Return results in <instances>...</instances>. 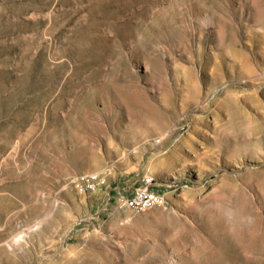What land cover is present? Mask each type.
Returning <instances> with one entry per match:
<instances>
[{
    "label": "rangeland",
    "instance_id": "374dc122",
    "mask_svg": "<svg viewBox=\"0 0 264 264\" xmlns=\"http://www.w3.org/2000/svg\"><path fill=\"white\" fill-rule=\"evenodd\" d=\"M0 264H264V0H0Z\"/></svg>",
    "mask_w": 264,
    "mask_h": 264
},
{
    "label": "built area",
    "instance_id": "2783aa9c",
    "mask_svg": "<svg viewBox=\"0 0 264 264\" xmlns=\"http://www.w3.org/2000/svg\"><path fill=\"white\" fill-rule=\"evenodd\" d=\"M97 174L98 173L90 172V177L78 178L75 183L71 184V186H81L82 195L93 194V189L96 186ZM158 195L163 194L154 191L151 188H145L144 183L143 185L136 187L129 196L120 193H118L116 196H110L109 204L105 205H111L112 202H120L125 203V207H132V209L142 208L143 211L146 209L157 207ZM105 205L103 206V208H101L100 211L104 209ZM91 218L89 219V223L91 221ZM83 224H86L85 220H83Z\"/></svg>",
    "mask_w": 264,
    "mask_h": 264
},
{
    "label": "bare ground",
    "instance_id": "6f19581e",
    "mask_svg": "<svg viewBox=\"0 0 264 264\" xmlns=\"http://www.w3.org/2000/svg\"><path fill=\"white\" fill-rule=\"evenodd\" d=\"M98 173L96 175V186L93 189V193L97 192L99 189H101L102 187H104L106 185V175L103 172H95ZM90 177V173L87 174H83L80 178H88ZM147 183H151V181H147L145 184ZM145 188H149L148 186L145 185ZM109 195V194H108ZM164 198L162 195H158L157 196V205L161 204L163 202ZM110 202V196H108V200L106 201L105 204H109ZM115 205H119V206H125V203H120V202H112L111 205H105L104 209L102 211H100V213L98 214V212L92 216L91 220H93L94 222V227L95 225H100L103 222V214L111 207L115 206ZM103 208V207H102ZM131 208L132 207H128ZM138 209H142V208H135V210Z\"/></svg>",
    "mask_w": 264,
    "mask_h": 264
}]
</instances>
